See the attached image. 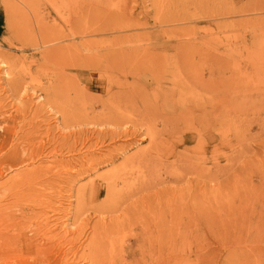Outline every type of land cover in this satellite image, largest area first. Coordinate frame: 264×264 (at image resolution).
Here are the masks:
<instances>
[{
	"label": "rangeland",
	"instance_id": "1",
	"mask_svg": "<svg viewBox=\"0 0 264 264\" xmlns=\"http://www.w3.org/2000/svg\"><path fill=\"white\" fill-rule=\"evenodd\" d=\"M44 1L0 0V162L32 131L40 154L0 176V264H264V0H92L113 27L96 35L78 0ZM204 63L220 65L217 95L195 78ZM115 90L132 100L108 111ZM215 104L219 122L200 109ZM23 168L43 171L33 191ZM213 201L215 224L179 219Z\"/></svg>",
	"mask_w": 264,
	"mask_h": 264
},
{
	"label": "bare ground",
	"instance_id": "2",
	"mask_svg": "<svg viewBox=\"0 0 264 264\" xmlns=\"http://www.w3.org/2000/svg\"><path fill=\"white\" fill-rule=\"evenodd\" d=\"M44 1V0H43ZM75 1V0H74ZM90 1H92V0H78L76 3H74L73 5V13H74V15L77 17V19L79 20V22H80V24H81V26H82V31L85 33V34H94V35H96V33H103L105 30H111V29H113V27H110L111 25H109V27L110 28H106V27H103L102 25L103 24H101V23H99V18H96V17H94L95 16V13H94V11H93V9H86V6L88 5L87 4V2H90ZM39 2V1H38ZM45 2V1H44ZM43 2V3H44ZM42 3V4H43ZM90 4V3H89ZM39 5H41V4H39ZM67 6V5H66ZM88 7V6H87ZM41 9V8H40ZM70 9V8H69ZM71 9H72V7H71ZM70 9V10H71ZM71 12H72V10H71ZM68 13V12H67ZM71 16V15H70ZM98 16V15H97ZM103 18V17H102ZM107 25V26H108ZM103 27V28H102ZM88 29H89V31H88ZM114 29L116 30V29H122V28H120V27H114ZM112 31V30H111ZM73 32V31H72ZM72 37V36H71ZM98 50V49H97ZM118 53V52H117ZM115 55V54H114ZM113 55V53H111V52H106V53H102V54H97L96 56H95V59H97V60H100L101 62L102 61H107L108 59H111V57L112 56H114ZM121 55V54H120ZM91 56V55H90ZM206 56V55H205ZM89 57V56H88ZM118 57V56H117ZM189 57V56H188ZM214 55H210L209 56V59H213L214 60V62H215V59H217V58H215L214 59ZM185 58V57H184ZM115 59V58H114ZM116 60H117V58H116ZM122 59H120V60H118V61H121ZM114 61V60H113ZM210 61V60H209ZM219 61V60H218ZM117 62V61H116ZM122 62V61H121ZM186 62V61H185ZM216 62H217V60H216ZM119 63V62H118ZM207 64V63H206ZM205 63L204 64H202V65H200L199 67H198V70H197V73H198V71H201V73L198 75V77H195L196 78V80L198 81V83L201 85V87L203 88V90H209V92H213V91H215V95H217L218 94V92H219V82H220V77H221V69H220V65L219 64H216L215 63V65H214V69H215V72L208 66V65H206ZM102 65V64H101ZM101 65H98V66H101ZM186 65V64H185ZM103 66V65H102ZM104 67V66H103ZM102 67V68H103ZM110 67V66H109ZM121 69V68H120ZM124 70H125V68H123ZM102 70V69H101ZM104 70H106V69H104ZM110 70V68L107 70V71H109ZM111 70H112V68H111ZM110 70V71H111ZM116 70V69H115ZM124 70H122V72L124 71ZM121 71V70H120ZM108 74V73H107ZM123 75H124V73H123ZM133 77V76H132ZM155 79H156V77H155ZM114 81V80H113ZM116 81V80H115ZM112 82V81H111ZM132 82H134V81H132ZM157 83H160V80L159 81H157ZM134 84L132 83V86H133ZM42 87V86H41ZM213 88H214V90H213ZM110 89H111V87H109L108 89H107V91L106 92H110ZM133 91L134 92H132V98L133 99H135L136 97L137 98H143V100H146V97L143 95V90H142V88L141 89H139V88H135L134 86H133ZM104 91V90H103ZM105 92V93H106ZM101 93V92H100ZM100 97V96H99ZM125 100H132V99H124L123 98V94L121 93V92H118L117 90H115L114 92L112 91L111 92V94H110V97H108L107 98V100H103V101H100L99 100V103L102 105V107H104V108H106L108 111H112V110H115V108H118L119 106H122V105H120V103L121 102H123V101H125ZM217 102H218V100H217ZM219 103V102H218ZM159 105L160 106H162V107H165V109L167 108V107H169V106H171V103H170V101L169 100H164L163 102H161V103H159ZM201 109V111H202V113H203V116H205V117H207V119H208V117L210 116V114H212V116H214L213 118L215 119V122H219V119H220V115H219V113H218V111H219V108H218V106L215 104L214 105V107L210 110L211 111V113H208V111L206 110L207 108H205V107H203V108H200ZM187 112H188V110H187ZM208 113V114H207ZM199 114H200V112H199ZM210 118V117H209ZM212 119V118H211ZM213 120V119H212ZM207 121V120H206ZM206 126V125H205ZM184 131H186V130H184ZM196 131V130H195ZM194 131V132H195ZM37 131H32V132H29V133H26V135L25 136H23V137H21L20 139H18L17 141H19V142H17V145L15 144L14 146H13V148H12V150H11V152H9L8 153V155H7V157L5 158L6 160H5V162H4V160L3 161H1L0 162V176H2L6 171H8V169L9 168H13V169H18L19 167H23L24 165H26L29 161H31L32 162V160L36 157V155L35 154H37L36 153V147H34V143L33 144H30L29 142H31L32 141V139H34V133H36ZM150 132V131H149ZM157 132V131H156ZM155 132V133H156ZM152 134V133H151ZM159 135H161V134H159ZM203 135V134H202ZM45 137V136H44ZM152 137V136H151ZM14 138V137H13ZM18 138V137H17ZM16 138V139H17ZM157 138V137H156ZM180 138H181V135H180ZM183 139V141L184 142H186V141H190V140H192V136L190 137V135H185V137H183L182 138ZM30 140V141H29ZM158 140V139H157ZM217 140V139H216ZM9 143L11 144V140L9 141ZM9 144V146H8V148H7V150L9 151V149L12 147V144L10 145ZM220 141L219 140H217V144H216V146H214L215 147V149L218 151L219 150V148H220ZM7 150H5V151H7ZM54 150V149H53ZM4 151V150H3ZM7 151V152H8ZM38 151V150H37ZM43 150H42V148H41V150L39 151V152H42ZM180 153V152H179ZM4 154H6V153H4ZM39 154V153H38ZM172 154H173V156L175 155L174 154V152H172ZM40 155V154H39ZM44 155H45V153H44ZM177 155V154H176ZM208 156V155H207ZM204 158V157H203ZM36 159H38V158H36ZM218 159H219V156L217 155V162L215 163L216 164V167L218 168ZM34 162H35V159L33 160ZM218 165V166H217ZM33 167V166H32ZM36 168H38V167H36ZM32 169V170H27V168L26 169H22L21 171H17V172H14V173H16V174H14V178H16L15 180H17V179H24V181H25V184H28V183H26V181H29V186H28V188H26V186H24L26 189H30L31 191H33L32 189H34V188H32V187H30L32 184H31V182L33 181V182H35L36 183V181H34L36 178H39V176H37V174L39 175L40 174V171H41V169ZM40 168V167H39ZM42 168V167H41ZM220 168V167H219ZM5 171H4V170ZM29 169V168H28ZM43 169H45V167L43 168ZM3 170V171H2ZM209 170V169H208ZM41 172H43V171H41ZM218 172V171H217ZM35 173H37L36 174V176H35ZM43 174V173H42ZM44 176V175H43ZM11 178V177H10ZM118 179H120V178H118ZM117 180V178H115V177H111V178H109V179H106V180H104V181H106L105 182V185L104 186H102V187H104L105 189L107 188H109L110 186H111V184L114 182V181H116ZM6 181V180H5ZM4 181V182H5ZM8 181H10V180H8ZM18 181V180H17ZM23 181V182H24ZM3 182V183H4ZM32 182V183H33ZM13 183H15V182H13ZM18 184H20L19 183V181L17 182ZM17 183H15V185L17 184ZM11 185H12V183H10ZM16 185L15 186V188L17 187V186H19V185ZM5 185V184H4ZM103 185V184H102ZM6 186H8V185H6ZM1 187H3V186H1ZM12 187H13V185H12ZM20 187V186H19ZM41 187V186H40ZM5 188H7V187H5ZM18 188V187H17ZM21 188V187H20ZM32 188V189H31ZM39 188V187H38ZM11 190L13 189V188H10ZM21 190H22V188H21ZM25 190V189H24ZM20 191V190H19ZM19 191H15L17 194H18V192ZM37 191V190H36ZM36 191H34V192H36ZM95 190H94V188H91L90 189V192L91 193H95L94 192ZM11 191H9V193H10ZM21 192V191H20ZM19 192V193H20ZM28 192H30V191H28ZM14 192H12V194L11 195H13L14 196V194H13ZM32 193V192H31ZM21 194V193H20ZM23 194V193H22ZM25 194V193H24ZM28 194V193H27ZM16 195V194H15ZM218 195V194H217ZM216 195V196H217ZM17 196V195H16ZM15 197V196H14ZM216 198H220V196H217ZM201 200H203V199H201ZM215 200V199H214ZM221 201V200H220ZM203 202H205V201H203ZM214 202V201H213ZM215 202H219V201H215ZM214 202V203H215ZM202 203V202H201ZM210 203V202H209ZM200 204V203H199ZM206 205H208L207 203H205ZM221 205H222V202H220V203H215V209L213 208V207H210V206H207L208 208H210V209H203L204 207H205V205H204V207L203 208H201V205L199 206V207H197V209H198V212H197V214H194V216L192 215V213H190V211H189V207H186L184 210L182 209V211L183 212H185V213H182V216L179 218V219H183V221H193V222H195V223H198V224H203V225H206V224H215V222L217 221V220H219L220 219V216H221ZM20 206V205H19ZM211 208H213L212 209V213H210L211 212ZM169 210V209H168ZM167 210V211H168ZM174 210V211H173ZM172 211V212H171ZM171 211H169L171 214H169V215H172L173 214V216H176V217H179L177 214V212L179 211V210H176V209H174L173 207H172V210ZM8 213V212H7ZM10 213V212H9ZM164 213V212H163ZM167 213V212H166ZM1 215V214H0ZM23 216V215H22ZM172 216V217H173ZM28 217V216H27ZM176 217H173L174 219L173 220H175L176 219ZM31 218V217H30ZM29 218V219H30ZM12 219V218H11ZM170 219H171V217H170ZM178 219V218H177ZM20 220V218L18 219V221ZM23 220V219H22ZM162 220H164L165 221V219H162ZM150 221H152V220H150ZM172 221V220H171ZM177 221V220H176ZM166 222V221H165ZM168 222V221H167ZM170 222V221H169ZM23 223V222H22ZM156 223V222H155ZM171 223V222H170ZM16 224V223H15ZM20 224H21V222H20ZM157 224V223H156ZM37 226V225H36ZM171 227V226H170ZM11 229V228H10ZM9 229V230H10ZM32 229V228H31ZM165 229H167V228H165ZM6 230V229H5ZM21 231L23 230V229H20ZM37 230V229H36ZM45 230V229H44ZM0 231H1V229H0ZM24 231V230H23ZM31 231V230H30ZM33 231V230H32ZM160 231V230H159ZM20 232V231H19ZM19 232H17V233H19ZM35 232V231H34ZM157 232V231H156ZM1 233H3V232H1ZM0 233V234H1ZM44 233V232H43ZM47 233V232H46ZM46 233H44V234H46ZM158 233V232H157ZM37 234V233H36ZM3 235V234H2ZM15 235H18V234H15ZM160 235L162 236V233H160ZM24 235H22V236H17L16 238H19V239H21L22 237H23ZM32 236H34V234L32 235ZM36 236V235H35ZM42 236H44L43 234L40 236L41 237V240H42ZM159 237V236H158ZM164 237V236H163ZM44 238H46V236H44ZM23 239V238H22ZM39 240V237L37 238V237H29V238H27L26 236L24 237V239L23 240H21L20 241V245L22 246V245H37L38 247H40V250L41 249H44L43 247L45 246V244L46 243H41V242H37V243H35L36 242V240ZM48 239V238H47ZM160 239H162V238H160ZM158 241V240H157ZM19 242V241H18ZM165 242V241H164ZM158 243V242H157ZM161 243H163V241L161 242ZM166 243V242H165ZM160 244V243H159ZM56 245V244H55ZM164 245V244H163ZM160 247H161V245H160ZM59 249V248H58ZM161 249V248H160ZM47 250V249H46ZM45 250V251H46ZM60 250H61V248H60ZM159 250V249H158ZM162 250V252H160L159 251V263H160V261H162L163 260V257L165 256V249H161ZM152 251H153V248H152ZM164 252V253H163ZM67 252H65V251H59L58 250V252L56 251V254L57 255H59V256H61V255H65ZM138 253V252H137ZM162 253V254H161ZM167 253V252H166ZM41 254H45V252H43V251H41L40 252V255ZM54 254H55V252H54ZM145 254V253H144ZM144 254H142V255H144ZM133 255V254H132ZM139 255V254H138ZM146 255V254H145ZM56 256V255H55ZM66 256V255H65ZM61 258V257H60ZM138 259V258H137ZM140 259V258H139ZM143 259H144V257H143ZM150 259V258H149ZM157 259H158V257H157ZM230 259V258H229ZM233 260L235 261V259L233 258ZM232 260V258H231V260H228V261H226L225 262V264H248V259H247V261H241V260H237L236 262H234ZM245 260V259H244ZM132 261V260H131ZM130 261V262H131ZM155 261V260H154ZM250 261V260H249ZM42 262V261H41ZM134 262V261H133ZM135 262H136V259H135ZM147 262V261H146ZM234 262V263H233ZM259 262V261H258ZM143 263V262H142ZM141 263V264H142ZM149 263V262H148ZM253 263H255V262H253ZM252 263V264H253ZM261 263V262H260ZM27 264V263H26ZM132 264V263H131ZM147 264V263H146ZM150 264V263H149ZM258 264V263H257Z\"/></svg>",
	"mask_w": 264,
	"mask_h": 264
}]
</instances>
